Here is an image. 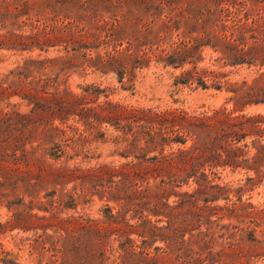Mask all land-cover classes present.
I'll return each instance as SVG.
<instances>
[{"label": "rangeland", "instance_id": "1", "mask_svg": "<svg viewBox=\"0 0 264 264\" xmlns=\"http://www.w3.org/2000/svg\"><path fill=\"white\" fill-rule=\"evenodd\" d=\"M91 1L99 6L97 15L82 7ZM112 1L0 0V264H179L166 250L173 229L149 234V222L167 226L170 211L156 216L149 207L122 210L108 190L115 170L125 178L155 164L158 153L143 157L134 142L143 124L139 110L199 115L234 107L232 93L215 89L211 80L206 89L186 77L195 65L207 68L220 56L211 46L194 49L196 39L206 42L215 33L214 17L196 14L205 0ZM246 1L243 12L264 10L258 0ZM168 17L175 20L170 28ZM255 70L244 66L230 79L252 78ZM5 113L11 115L7 122ZM237 114L264 116V104H249ZM51 124L66 134L49 130ZM262 128L251 122L238 130L240 142L232 147L248 155L217 170L214 183L231 185L233 192L215 205L229 197L237 205L264 207V181L248 183L259 172L246 161L264 145ZM173 170L167 164L158 169L165 175ZM157 175H149L153 194ZM193 187L183 182L169 204ZM193 210L189 204L177 207L175 226L185 225ZM254 219L259 226L242 210L226 216L222 224L240 231L223 264H264V217Z\"/></svg>", "mask_w": 264, "mask_h": 264}, {"label": "trees", "instance_id": "2", "mask_svg": "<svg viewBox=\"0 0 264 264\" xmlns=\"http://www.w3.org/2000/svg\"><path fill=\"white\" fill-rule=\"evenodd\" d=\"M101 1L113 3L112 0ZM114 1L118 6L122 4V0ZM258 1L264 3V0ZM88 2L82 3L84 11L97 15L99 6L92 1ZM242 7H248L246 0H205L204 6L196 10L199 19L211 21L214 17L212 23L215 33H208L206 42L196 39L195 52H202V47L211 46L220 56L212 59L209 67L199 69L195 65L186 73L188 82L197 79L200 86L207 89L210 86L206 85V80H211L215 89L232 93L229 102H234V107H222L212 113L199 115L184 109L161 112L153 109L139 110L137 113L142 114L143 124L134 142L139 143L138 148L143 157L151 152L158 153L154 157L155 164L151 167L145 166L144 170L134 171L133 175L125 178L119 177V170H115V175L111 177L112 184L108 194L111 195V200L121 202L122 210L132 205L138 209L149 207V212L156 216L164 214V209L170 211L171 217L167 226L158 227L149 222L152 225L149 234L173 229L165 239L166 250L171 251L179 264H223L226 249L235 247V240L240 231L236 225L222 224L226 216L236 214L238 210L245 211L252 218L250 223L255 226H259L261 221L254 217H264V207L250 202L237 205L227 197V204L215 205L223 195L229 196L233 192L231 185L214 183L219 178L217 170L222 163H229L231 159L244 160L248 155L242 148L232 147L240 142V131L251 122L256 123V127H264V116L237 114L238 111L243 113L249 104H264V10L255 11L253 15L249 10L243 12ZM85 17L92 19L89 14ZM174 21L173 17H168L165 27L170 28ZM174 62L169 61L168 65ZM28 63L32 64L34 61ZM244 66L248 69L256 68L253 77L245 76L240 80H231L230 77L239 75ZM228 68L231 70L226 72ZM10 116L5 113L2 121L7 122ZM49 126V130L56 131L57 135L66 134V129L60 126ZM189 140L193 143L187 147ZM174 146H177L176 150ZM245 147L248 148L247 145ZM254 148L256 153L246 161H252V166L259 173L256 178H249L248 183L264 181V145ZM164 164L175 170L168 175L158 171L159 165ZM136 165H142V162L130 163L125 167L133 169ZM146 169L149 171H145ZM154 171L158 174L153 176L154 180L156 182L160 178V183L156 184V192L153 194L149 175ZM113 178L120 179L115 182ZM190 181L195 184L192 192L179 193L178 196L182 197L180 201L170 205V194L175 188H181L183 182L188 185ZM245 188L246 186H241L237 189L244 191ZM122 190L125 193H122ZM200 202L203 204L200 205ZM188 204L194 209L192 218L185 220L187 223L183 226H175L174 211L177 207ZM84 218V215L79 216L81 220ZM187 234L190 236L186 237ZM147 236L149 235L145 237Z\"/></svg>", "mask_w": 264, "mask_h": 264}]
</instances>
